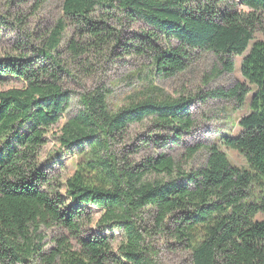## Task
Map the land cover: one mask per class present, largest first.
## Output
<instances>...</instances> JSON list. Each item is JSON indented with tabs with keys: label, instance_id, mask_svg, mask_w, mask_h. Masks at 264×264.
<instances>
[{
	"label": "trees",
	"instance_id": "trees-1",
	"mask_svg": "<svg viewBox=\"0 0 264 264\" xmlns=\"http://www.w3.org/2000/svg\"><path fill=\"white\" fill-rule=\"evenodd\" d=\"M7 1L38 11L50 0ZM60 2L62 17L38 46L21 43L30 53L0 57V85L23 84L0 91V264H158L157 240L184 252L188 264H264V41H255L240 64L254 88L250 113L239 121L241 132L221 142L248 169L232 166L217 145L207 148L201 167L188 171L163 151L119 165L111 153L129 126L146 122L141 150L181 144L195 124L190 106L208 98L243 104L248 91L240 85L202 96L147 97L114 111L97 88L80 96L79 111L57 137L61 152L86 158L84 167L60 185L47 170L58 156L40 160L48 130L73 98L65 52L83 66L120 50L150 61L162 79L187 70L195 55L212 53L222 66L218 73H231L232 58L247 51L264 22V0ZM184 148L187 160L199 150ZM55 226L72 233L76 247L61 236L45 249L41 231Z\"/></svg>",
	"mask_w": 264,
	"mask_h": 264
},
{
	"label": "rangeland",
	"instance_id": "rangeland-1",
	"mask_svg": "<svg viewBox=\"0 0 264 264\" xmlns=\"http://www.w3.org/2000/svg\"><path fill=\"white\" fill-rule=\"evenodd\" d=\"M61 17L60 0H50L38 11H35L30 4L12 6L7 0H0V57L30 53L29 48L20 46L21 43L38 46L40 36L51 29ZM135 30H137V26L126 30L124 33L126 39L131 38ZM70 35L71 31L67 29L66 39ZM255 41H264V22L255 32L254 40L250 43L247 51L242 56L232 58L233 71L231 73L219 74L222 66L218 58L212 53H200L193 57L187 70L168 79L156 76L150 61L121 56L120 50H116L110 57L91 58L83 66L74 63L73 59H70L68 53L65 52L61 59L69 65L73 75L65 78V85L73 92V98L60 122L48 130L46 144L40 152L41 163L47 162L53 155H57L59 158L48 164V177L63 185L80 167H84L86 158L77 152H61L57 137L62 125L79 111L80 96L97 88L105 91L108 108L114 111L132 101L147 97L176 99L181 96H194L197 93L202 96L216 89L227 91L236 86H242L248 91L243 104H240L237 98H208L205 102L195 101L189 108L195 124L191 133L182 139L181 144L164 150H141L140 140L149 131V123L146 122L129 126L124 141L119 140L112 146L111 153L115 155V161L119 165L124 163V159L130 163H139L144 161L143 159L150 153L163 151L171 154L176 160L183 161L181 166L188 171L201 167L207 158V148L217 145L232 166L248 169L245 158L238 152L226 148L221 142L225 136H237L241 132L239 121L250 113L254 88L242 77L240 64ZM65 44L64 40L61 44L62 50L65 49ZM85 67L87 70H84ZM22 86V82L14 80L8 84L0 85V91ZM184 146L199 148L191 160H187ZM135 151L138 152L135 153ZM86 177L96 182L93 172L86 170ZM152 179L155 177H148V180ZM60 193H63V189L60 190ZM96 217L97 215L94 219ZM91 229L88 232L94 230V224ZM41 232V235L45 237L43 242L46 244L45 249L53 247L54 239L61 236H64L71 246L76 247L72 238L73 234L64 228L55 226ZM157 241L158 264H188L189 258L184 252L177 249L171 250L168 245H165L166 243Z\"/></svg>",
	"mask_w": 264,
	"mask_h": 264
}]
</instances>
